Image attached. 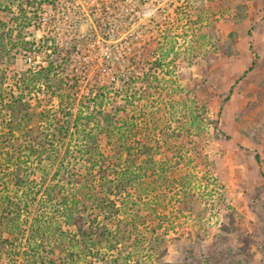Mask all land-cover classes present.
Listing matches in <instances>:
<instances>
[{
	"label": "rangeland",
	"instance_id": "rangeland-1",
	"mask_svg": "<svg viewBox=\"0 0 264 264\" xmlns=\"http://www.w3.org/2000/svg\"><path fill=\"white\" fill-rule=\"evenodd\" d=\"M35 7L25 8L29 16L37 15L34 23L23 29L15 28L16 6L0 10V31H11L12 37L21 31V39L32 45L30 51L39 67H44L48 58L56 62L53 79L61 90L52 95L39 93L36 102L29 94H24V99L30 105L41 101L38 111L51 120L68 123L72 140L66 138L64 144L70 142L74 158L68 160L67 169L85 173V167H92L76 152L84 142L71 134L85 118L91 120L85 130L92 132L103 127L106 112L112 118L114 133H125L130 144L153 133L148 112L142 108L145 101L139 98L149 84L156 89L152 91L159 92L150 100L160 107L162 118L166 117L162 128L166 135L173 129L181 132L180 121L172 115L189 123L192 107L198 118L190 129L192 138L171 135L155 150L156 163L163 162V169L172 170L169 178L186 175V179L177 182L174 189L164 178L158 180L159 189L154 184L145 187L142 204L154 218L138 228L139 237L147 239L150 227H156L158 234L167 233L168 238L179 236L167 247L160 264H264V0H54ZM164 31H170L173 54L180 53L174 62L173 55L162 58V44L168 40ZM209 38L211 44L206 42ZM1 42L7 47L0 60L9 61L0 62V75L6 76L5 92L12 94L14 75L36 71L25 62L24 46L10 45L6 38ZM146 78L151 83H145ZM13 93L18 95L19 91ZM128 98L134 101L133 108L124 102ZM60 101L68 105L61 107ZM46 121L38 124L40 129L48 127ZM132 123L135 128L131 130ZM31 126H37V118ZM112 139L116 135L112 134ZM98 145L100 153L89 187L99 201L107 197L119 205L118 199L100 185L113 178L110 171L119 173L122 168L116 160L112 162L115 167L107 160L104 168L109 174L101 178L96 171L102 161L99 157L113 154L106 136L102 135ZM8 148L0 140V152ZM172 158L180 164L174 165L169 161ZM22 160L27 163L24 175L28 181L15 200L21 207L18 233L9 234L1 212V200L15 194L0 185V230L2 241H8L6 257L0 264H25L32 259L35 264H51L49 254L43 262L47 245L41 253L39 247L30 248L31 231L59 226L58 240L50 241L54 247L58 241H66V235L73 236L75 230L62 218V202L46 198L54 185L51 177L56 165L33 157L27 160L22 156ZM58 184L64 194L74 193L73 186ZM181 188L193 197L186 194L179 198ZM86 199L79 200L84 217L88 220L100 213L97 219L102 221L103 211L95 208V198ZM144 242L138 247L140 253ZM124 253L117 248L104 260L91 264H123L120 257ZM59 256L64 254L55 257Z\"/></svg>",
	"mask_w": 264,
	"mask_h": 264
},
{
	"label": "trees",
	"instance_id": "trees-1",
	"mask_svg": "<svg viewBox=\"0 0 264 264\" xmlns=\"http://www.w3.org/2000/svg\"><path fill=\"white\" fill-rule=\"evenodd\" d=\"M53 2L54 0H0V10L16 6L18 15L15 19L17 22L15 28L20 27L23 29L33 24V20L36 18L35 15H37V13H34L32 16H29L25 8L32 9L36 6L34 9L36 10L37 6L41 7L44 4H51ZM199 4L202 6L201 3ZM2 23L3 20L0 21V27L3 26ZM0 32L2 33L0 34V56L3 57V51H5L7 47V44L1 42L4 38H6V41L10 45L14 44L15 46L17 44L21 47L24 46L26 51L31 52L30 47H32V45L23 43L21 31H17L14 37L11 36V31H9V33H4V30ZM164 32L163 37L168 40L165 41V44H162L164 46L162 48V58L166 59L173 55L171 62H174V60L179 57L180 53L176 52L173 54V46L175 44L171 43L172 37H170V31ZM210 38H212V35ZM210 38L206 40L207 44H211L212 39ZM14 40L18 42L14 43ZM41 43L42 42H39V47L41 49L43 48L42 50H46V45H42ZM28 45L29 47H27ZM25 49H23V51ZM8 61L0 60L3 64ZM171 62H169V64H171ZM157 66L162 67L160 63H157ZM56 67V62L48 58L46 65L37 68L36 72L14 75V83L11 88L12 94H7L5 92L6 89H4L3 86L6 82V76L0 75V140L7 143L9 147L7 150L3 149L0 152V170L2 168L5 169L4 171H0V185L6 192L10 191V193L13 192L15 194L13 195L15 197L6 195L4 199L1 200L2 220H4L5 225L9 227V234H12V232L18 233L21 227L19 224L21 207L15 200L17 198V193L24 190L28 181L24 175V169L27 163L22 160V156H25L27 160L33 157L39 162L46 161L52 165H56L57 169L51 177L54 185L51 190L49 189L50 192L46 194V198L49 202L55 199L62 202L61 204L64 206L61 210L62 218L68 227H73L75 230L73 236L67 237L66 235V241L62 239L58 241L54 247L50 245L54 242L53 240H58L56 233L59 232V226L49 227V230L46 228L44 230H32L30 239L33 240V243L29 244L31 246L30 248L33 249L35 248L34 246L37 248L39 247L37 251L41 253L40 249L45 248V245H47L46 251L48 250V252L44 251L42 253L43 262L45 260L44 258L48 257L46 255L49 254L48 258L51 264H91V262L104 260L113 250L119 248L121 252H125L124 254H126L120 257L123 264H160L162 259L167 255V247L171 242L178 241L179 236L175 235L172 238H168L167 233L158 234L156 227H150V235L147 239L139 237L137 233L138 228L144 227L147 220H152L154 218L151 217L152 215L149 208L142 204L143 192L145 191V187L149 184H154V188L159 189L158 180H163V178L165 181L169 180L167 183L170 189H174L175 186L178 185L176 184L177 182L185 181L186 175H182L181 177L176 175L174 179L167 176V174H169L168 172L172 170L169 169L168 171V168L163 169V166L166 167V165H163V162L156 163L155 150L157 146H159V143H163V139L166 138L167 140L171 135L176 137L179 136V134H181V136L185 134L186 137L192 138V131L190 129L194 126L198 118V113H196L192 107L189 108V116L193 118L189 123L182 120L179 116L172 115L174 120L177 119L180 121L181 132L179 129H173L172 132L174 134L166 135L167 133L162 129L166 117L162 118L160 115V107L156 105L155 101L150 100L151 95L155 92L159 95V92L152 91L151 88L156 90L155 87H150L148 84L144 95L139 98L145 101L144 104H142V108L148 112L149 120H147V122L151 125L153 133L149 132L148 135H143V139L140 137L141 139H139V141L130 144L127 142L128 139H126L125 133H114L115 127L111 124L112 118L106 112L102 117L103 127L92 132H87L85 130V126H89V122L91 121L89 118H85L80 124L81 127H77L71 134L75 136L77 141L84 142L83 145L76 149V152L82 158L83 163L92 164V167H85V173L81 170L79 171V169L76 172L73 169L69 171L67 169V165L69 164L68 160L73 157V154L70 142L66 143V145L64 144L66 138L72 140L69 133L70 129L67 127L68 123L65 122L66 125H64V123L61 124L59 119L51 120L50 116L46 117L43 111H38L42 105L41 101H38L34 105H30L24 99V96L29 94L30 97H32V101L36 102V96L39 93L46 91V93L52 95L55 94V91H60L62 88L61 85L57 86V82L53 79V75L57 73ZM144 82L151 83L147 78ZM13 90L19 91L18 95H15ZM22 90H24V93ZM146 94L148 97H146ZM133 99L135 100V97H133ZM124 102H126L127 106L132 108L135 104L131 98L126 99ZM59 104L61 107L68 105H65L62 101H60ZM1 110H4L5 114L2 113ZM35 118H37V126L30 127L31 122ZM46 119L48 127L44 130L40 129L38 124ZM130 128L131 130L134 129L135 124L132 123ZM112 134L116 135L115 140L112 139ZM151 134L153 136H151ZM102 135L104 137L106 136L108 143L111 144L112 147L109 151H111L113 155H110L112 159L99 157L100 159L102 158V161L98 167H96V171L101 174V178L105 179V176L109 174L104 168L106 167L107 160H109V164L116 160L115 164L120 166L122 170L119 173L110 171L114 174L111 173L113 178L102 183L100 188H104L108 194H112L113 197H116L119 201V205L116 204V201H112L107 197H103V200L106 202H103V200L99 201L97 193L95 195L94 191L89 187L90 183L92 184L93 181L92 171L96 165L95 158L100 153L98 144L100 140H102ZM58 144L63 145V147ZM176 158H172L169 161H173L174 165H179L180 163H178ZM113 164L114 163L111 165L115 167ZM156 174L157 177H155ZM58 183H66L73 186V188H75L74 193L72 195L64 194L61 192L62 190ZM113 183L115 185L112 189L111 186ZM99 193L100 192H98V194ZM179 193L182 196L179 195L178 197L183 199L186 194L192 196L190 193H186L185 188H181ZM85 198H87L86 200L95 198L97 202L95 208H98L100 212L103 211V213H101L104 215L102 221H98L97 219L100 213L99 215H90V219L88 220V217H84L85 209L84 206L80 205L81 202L79 200H85ZM68 203H70V206ZM141 213L145 215L140 217ZM196 214H193L194 218L197 217ZM190 215H192V213H190ZM115 218L116 220L113 221L114 225L111 227L110 222ZM161 218L166 221V217H160V219ZM85 220L87 221L85 222ZM1 232L2 230H0V262L6 257L5 250L7 248L6 244H8L7 240L2 241L3 232ZM71 240H75L76 242L72 244ZM50 241L53 242L51 243ZM143 241H146L144 242L146 246L141 248L142 251L140 253L138 247L142 245ZM11 245L12 244L9 246ZM58 253H63L64 256L55 257ZM34 262V259H32L31 263L25 264H35ZM7 264L10 263L8 262Z\"/></svg>",
	"mask_w": 264,
	"mask_h": 264
},
{
	"label": "built area",
	"instance_id": "built-area-1",
	"mask_svg": "<svg viewBox=\"0 0 264 264\" xmlns=\"http://www.w3.org/2000/svg\"><path fill=\"white\" fill-rule=\"evenodd\" d=\"M23 54L25 55L27 54L25 58L26 64L30 67V69H32L33 71H36L37 68H39L38 65L40 63L35 60V57H34L35 54L29 51H23ZM31 54H33V56Z\"/></svg>",
	"mask_w": 264,
	"mask_h": 264
}]
</instances>
